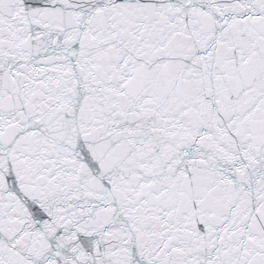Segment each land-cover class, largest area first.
I'll list each match as a JSON object with an SVG mask.
<instances>
[{
    "label": "snow or ice",
    "instance_id": "obj_1",
    "mask_svg": "<svg viewBox=\"0 0 264 264\" xmlns=\"http://www.w3.org/2000/svg\"><path fill=\"white\" fill-rule=\"evenodd\" d=\"M0 264H264V0H0Z\"/></svg>",
    "mask_w": 264,
    "mask_h": 264
}]
</instances>
